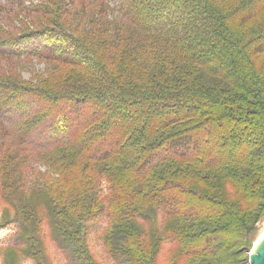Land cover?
Returning <instances> with one entry per match:
<instances>
[{
  "label": "trees",
  "instance_id": "obj_1",
  "mask_svg": "<svg viewBox=\"0 0 264 264\" xmlns=\"http://www.w3.org/2000/svg\"><path fill=\"white\" fill-rule=\"evenodd\" d=\"M47 1L35 14L49 29L31 51L27 31L0 39V197L44 192L40 206L19 210L21 243L8 250L47 264L46 226L71 264H93L87 223L103 217L112 259L156 264L145 226L158 216L178 223L170 264H241L256 220L196 184L215 172L242 207L264 210V0ZM74 1L114 14L109 55L68 31ZM53 24L67 32L48 35ZM22 52L37 54L46 76L20 80L10 62Z\"/></svg>",
  "mask_w": 264,
  "mask_h": 264
},
{
  "label": "rangeland",
  "instance_id": "obj_2",
  "mask_svg": "<svg viewBox=\"0 0 264 264\" xmlns=\"http://www.w3.org/2000/svg\"><path fill=\"white\" fill-rule=\"evenodd\" d=\"M69 1L70 0L65 1V4L69 5ZM218 2L219 4L227 6L230 0H219ZM43 6H50L49 2L47 0H0V39H2V41H8V39H14L15 37L16 39H21L18 38L20 36L19 33L27 31L26 36L28 37H26L25 40L28 42L25 41L23 43L25 48H30L31 51L34 48V42H36V39L40 36L37 35L39 32L37 30L49 29L46 17L35 14V11ZM16 10H18L20 14L18 19L12 23L7 19L14 15V11ZM69 14L71 17L70 21L75 27H72L71 30L68 31L76 33L77 36L94 49L96 55L103 56V52L105 51V53L108 54V47H110L111 41L115 39L116 36L112 24L114 16H110L114 14L108 12L106 15L105 11H102L100 7L95 5L83 6V4H78L75 1L74 4H70ZM32 18H36V20L39 21L41 20V22L33 25ZM57 19L59 23L62 22L64 25L68 23L67 17ZM103 19L107 21V25H104ZM259 23L260 21H257L255 24ZM50 24L52 25V22ZM53 26L55 27L53 29L54 33L48 35H54L59 31L63 33L67 32L62 28L63 25L53 24ZM23 28L27 29L22 30ZM96 34H101L103 37L99 38L97 42L91 43V40H93ZM32 35L35 36L34 39L31 40L30 38ZM41 36L43 37L45 35L41 34ZM23 37H25V35H23ZM54 38L55 43L60 42V39L56 36H48L46 40L51 43L54 41ZM95 45H97V48H94ZM29 54H31V58L28 57ZM20 55L21 56L17 60L10 62L15 74L21 77L20 80L32 81L37 78V76L41 78L44 75L46 76L49 67L45 62L37 58L39 57L37 54L22 52ZM262 59L264 60L263 56ZM262 72L264 75V71ZM202 82L209 84L217 83L209 76L204 77ZM42 170H45L44 167ZM181 171L184 173L183 181L188 182L189 179V176H185V174L190 176L192 174L195 175V172L187 167L183 168ZM210 176L213 177L204 184L195 183L198 190L205 194L220 197L230 204H233L240 215L247 219L248 223L254 224L256 220L255 234L253 233L250 236V245L241 253V264H251L250 258L254 251L255 244L264 234V210H250L242 207L240 199L238 198L239 196L234 193L232 190L233 188L226 182L224 177L215 172L210 173ZM196 186L194 185L195 188ZM23 189L25 190L15 193L9 201L3 200L0 197V264H37L32 258H27L20 252L8 250L11 246L20 245L21 243L20 234L22 236V233H19L21 229L18 225L19 221L16 220L20 213L19 210L25 206L38 207L44 199V192L41 191L43 188L39 185H27ZM104 189H106V186H104ZM100 218L92 219L87 223L88 248L92 256L93 264H118L117 261L107 254V249L105 248L103 240V231L107 226V219L103 217L102 219ZM176 225H178L176 221L164 220L157 216L155 221L145 226L146 229H150L155 233L153 235V242H155V247L153 249L157 257L156 264H170L175 246L169 237L173 230L179 229V227H173ZM28 226H26V229L29 228ZM43 231L44 233H42L41 236L44 237V240L42 242L43 250L41 248V251L45 256L47 264H71L68 252L54 241H51L46 226L43 227ZM40 239L42 238L39 237V240ZM38 246H40V244H38ZM152 255L151 257L153 259Z\"/></svg>",
  "mask_w": 264,
  "mask_h": 264
},
{
  "label": "water",
  "instance_id": "obj_3",
  "mask_svg": "<svg viewBox=\"0 0 264 264\" xmlns=\"http://www.w3.org/2000/svg\"><path fill=\"white\" fill-rule=\"evenodd\" d=\"M250 262L251 264H264V238L251 254Z\"/></svg>",
  "mask_w": 264,
  "mask_h": 264
},
{
  "label": "bare ground",
  "instance_id": "obj_4",
  "mask_svg": "<svg viewBox=\"0 0 264 264\" xmlns=\"http://www.w3.org/2000/svg\"><path fill=\"white\" fill-rule=\"evenodd\" d=\"M264 238V234L257 240L256 244H255V247H254V250L255 248L257 247V245L261 242V240ZM254 252V251H253Z\"/></svg>",
  "mask_w": 264,
  "mask_h": 264
}]
</instances>
